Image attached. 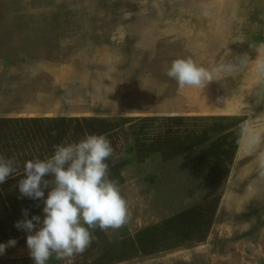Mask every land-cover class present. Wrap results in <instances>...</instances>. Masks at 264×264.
<instances>
[{
    "label": "rangeland",
    "instance_id": "374dc122",
    "mask_svg": "<svg viewBox=\"0 0 264 264\" xmlns=\"http://www.w3.org/2000/svg\"><path fill=\"white\" fill-rule=\"evenodd\" d=\"M178 58L214 80L180 89L166 75ZM262 65L264 0H0V117L129 119L116 151L127 161L119 188L130 218L106 232L111 240L221 199L203 241L117 264H264ZM146 117H158L155 136L175 117L186 119L181 130L205 118L236 121L241 143L228 178L207 185L184 169L183 156L139 162L133 127ZM27 235L0 264H34Z\"/></svg>",
    "mask_w": 264,
    "mask_h": 264
},
{
    "label": "trees",
    "instance_id": "16d2710c",
    "mask_svg": "<svg viewBox=\"0 0 264 264\" xmlns=\"http://www.w3.org/2000/svg\"><path fill=\"white\" fill-rule=\"evenodd\" d=\"M157 119H139L133 127L139 162L157 153L166 161L183 156L184 169L207 185H220L228 178L241 143V136L233 130L236 121L228 123L223 117L205 118L207 123L201 121L196 123V128L181 130L179 126L186 119L175 117L169 119L170 126L165 131L155 136L149 131L152 130L150 123ZM121 120L98 116L0 117V154L23 164L28 159L51 156L58 144L78 142L87 134H97L106 136L120 156L116 151L119 129L129 119ZM108 162L110 179L120 186L124 182L122 170L127 161L122 155L115 163L111 159ZM22 178V175L10 177L0 185V243L28 234L15 226L17 221L24 219V209L29 210V218L43 216V200L21 198L18 181ZM47 194L46 190L45 196ZM220 200V197H214L204 204L191 206L134 235L124 234L118 240H111L106 232L96 229L93 243L80 255L85 258V264H117L140 255L176 249L194 240L203 241L214 224Z\"/></svg>",
    "mask_w": 264,
    "mask_h": 264
},
{
    "label": "clouds",
    "instance_id": "9594fccd",
    "mask_svg": "<svg viewBox=\"0 0 264 264\" xmlns=\"http://www.w3.org/2000/svg\"><path fill=\"white\" fill-rule=\"evenodd\" d=\"M260 67L264 69V65ZM166 75L180 89L205 88L214 80L206 68L190 58L175 59ZM110 159L115 163L120 156L106 136L97 134L58 144L51 156L28 159L23 164L0 154V185L22 175L18 181L21 198L43 200V216L29 218V210L24 209V219L15 225L28 233L26 244L34 264L82 254L93 243L96 229L107 232L128 222L129 205L117 182L110 179ZM17 243L15 238L0 243V255Z\"/></svg>",
    "mask_w": 264,
    "mask_h": 264
}]
</instances>
